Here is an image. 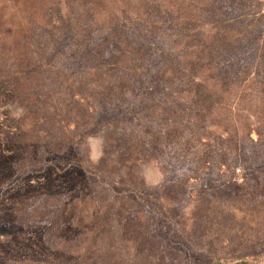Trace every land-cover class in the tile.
Instances as JSON below:
<instances>
[{"label":"rangeland","instance_id":"374dc122","mask_svg":"<svg viewBox=\"0 0 264 264\" xmlns=\"http://www.w3.org/2000/svg\"><path fill=\"white\" fill-rule=\"evenodd\" d=\"M0 264H264V0H0Z\"/></svg>","mask_w":264,"mask_h":264},{"label":"clouds","instance_id":"9594fccd","mask_svg":"<svg viewBox=\"0 0 264 264\" xmlns=\"http://www.w3.org/2000/svg\"><path fill=\"white\" fill-rule=\"evenodd\" d=\"M88 143L91 146V157L97 159L102 153L99 151V145L102 144V140L98 138L89 137Z\"/></svg>","mask_w":264,"mask_h":264}]
</instances>
